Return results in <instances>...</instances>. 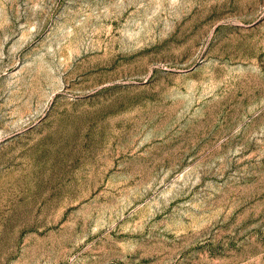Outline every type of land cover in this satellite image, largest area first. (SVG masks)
Masks as SVG:
<instances>
[{"label":"rangeland","instance_id":"1","mask_svg":"<svg viewBox=\"0 0 264 264\" xmlns=\"http://www.w3.org/2000/svg\"><path fill=\"white\" fill-rule=\"evenodd\" d=\"M0 264H264V0H0Z\"/></svg>","mask_w":264,"mask_h":264}]
</instances>
